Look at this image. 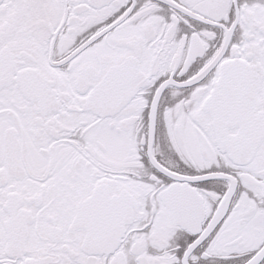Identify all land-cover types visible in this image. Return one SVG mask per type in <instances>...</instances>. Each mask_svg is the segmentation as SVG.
<instances>
[{
  "label": "snow or ice",
  "instance_id": "obj_1",
  "mask_svg": "<svg viewBox=\"0 0 264 264\" xmlns=\"http://www.w3.org/2000/svg\"><path fill=\"white\" fill-rule=\"evenodd\" d=\"M0 264H264V0H0Z\"/></svg>",
  "mask_w": 264,
  "mask_h": 264
}]
</instances>
